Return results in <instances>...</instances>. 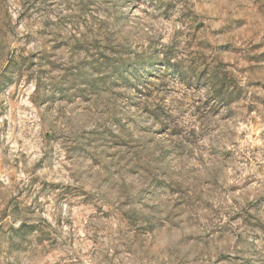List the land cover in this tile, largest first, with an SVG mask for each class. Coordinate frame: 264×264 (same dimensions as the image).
I'll use <instances>...</instances> for the list:
<instances>
[{
    "label": "rangeland",
    "instance_id": "374dc122",
    "mask_svg": "<svg viewBox=\"0 0 264 264\" xmlns=\"http://www.w3.org/2000/svg\"><path fill=\"white\" fill-rule=\"evenodd\" d=\"M0 264H264V0H0Z\"/></svg>",
    "mask_w": 264,
    "mask_h": 264
}]
</instances>
